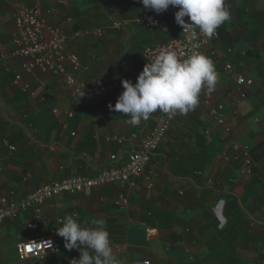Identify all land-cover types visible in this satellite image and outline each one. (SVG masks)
I'll return each mask as SVG.
<instances>
[{
	"label": "crops",
	"instance_id": "0c3cea01",
	"mask_svg": "<svg viewBox=\"0 0 264 264\" xmlns=\"http://www.w3.org/2000/svg\"><path fill=\"white\" fill-rule=\"evenodd\" d=\"M11 1L0 0V39L5 44L15 31ZM44 6L53 11L50 23L67 33L103 29L104 34L71 43L90 66L80 82L84 88L80 94L68 91L61 78L40 73L25 79L37 91L33 99L8 78L0 83V201L3 197L24 198L42 185L72 175L93 176L111 167L113 156L126 161L130 150L145 142L159 111L132 126L126 123L129 116L106 106L114 107L124 91L122 80L136 83L146 64V47L180 35L174 17L153 31L138 24L136 20L151 11L140 0H132L128 7L119 0H44ZM225 6L230 19L218 28L219 36L203 52L214 63L217 84L212 91L202 88L198 106L177 119L153 157L146 177L154 188L148 189L141 179L139 188L128 194L124 208L116 205V186L48 201L40 235L52 236L60 251L30 260L70 264L71 259H79V250H67L56 231L63 217L71 214L85 226L93 219H103L113 252L122 264H264V0H225ZM117 21L127 25L116 29L113 24ZM7 52L2 65L14 76L22 71L21 62L12 56V48ZM229 64L233 71L227 70ZM237 74H244L253 85L246 88L248 99L237 105L239 114L232 117L238 98ZM85 80L91 81L90 88ZM220 104L230 116V137L210 119L211 109ZM54 107L60 108L59 116L53 113ZM68 111L73 118L66 116ZM190 137L197 141H192L196 148L189 144ZM120 138L122 143L117 141ZM3 139L16 150L9 151ZM241 145L249 147L251 174L240 160L222 158L223 154L242 155ZM202 177L211 183L207 190H215L210 194L225 203L224 218L215 230L214 206L208 210L201 202ZM236 201L244 212L243 236L232 234L238 230L232 223L238 208L231 209L229 204ZM32 216V212H24L0 225V264H13L17 245L35 237L37 232L27 229ZM147 229L152 231L150 238ZM240 236L247 241L245 245H238ZM225 237L230 239L225 241ZM239 246L251 249L244 251Z\"/></svg>",
	"mask_w": 264,
	"mask_h": 264
},
{
	"label": "built area",
	"instance_id": "2783aa9c",
	"mask_svg": "<svg viewBox=\"0 0 264 264\" xmlns=\"http://www.w3.org/2000/svg\"><path fill=\"white\" fill-rule=\"evenodd\" d=\"M119 1L125 7H128L132 2V0ZM11 3L13 4L15 31L9 43L5 44L0 39V64L8 57L7 50L9 47L12 48V56L20 60L22 68L20 73L14 74L13 84L27 97L36 98L37 91L25 79L26 77H35L40 73L44 76L61 78L68 91L75 94L82 93L84 88L80 82L83 76L90 71V66L85 64L80 54L71 48V43L77 40L99 39L103 36L104 30L95 29L67 33L64 29L50 23L49 18L53 16V11L50 8H45L44 0H12ZM178 10V8L170 6L160 14L150 11L140 16L136 22L147 30L153 31L164 20L171 17L175 18V12ZM185 20L190 22L188 17H185ZM126 25L127 22L117 21L113 24V27L119 29ZM217 36H219V29L211 38H208L196 26H191L186 30L180 26L178 37L146 47L143 51V58L147 63L145 57H149V53H158L161 47L168 46L176 51L181 58H186L193 51L203 53L206 46ZM227 70L229 72L233 71V66L229 64ZM235 82L238 88V98L231 109L232 117L239 114L237 105L240 102L247 101L246 88L253 85V81L244 74H237ZM84 85L90 88L92 83L90 80H85ZM98 104L95 103V105ZM106 107L109 108V106ZM53 113L59 116L61 114L60 108L54 107ZM99 113L97 112V114ZM65 114L68 118L74 117V114L70 111ZM180 116L179 113H162L159 111L155 126L148 134L145 142L140 147L132 148L124 162H119L117 157L113 156L111 158L113 165L98 171L93 176L72 175L59 181H52L20 199L13 196L3 197L0 201V225L8 220H13L21 213L30 211L33 214L31 220L27 223V229L37 233L33 239L17 245L16 253L19 260L43 259L50 253L60 251L52 236L40 235L41 227L45 225L43 218L44 206L48 201L65 194L74 195L97 188L116 186L119 191L116 205L124 208L128 205V194L139 188L141 179L145 180L148 189H153L154 184L149 177H146V172L153 157L166 140L173 124ZM210 119L222 128L225 137L231 136L233 126L230 123V116L224 104L211 109ZM117 141L122 143L124 139L120 138ZM2 143L9 151L14 152L16 150L7 139H3ZM240 150L244 158H241L242 155L238 153L232 157L223 154L222 158L225 161L242 160L247 172L251 174V171L253 172V159L249 147L241 145ZM224 210L225 203L223 201H219L213 208L219 220L224 218ZM146 233L149 238L152 236L150 229H147ZM146 264L150 263L146 262Z\"/></svg>",
	"mask_w": 264,
	"mask_h": 264
},
{
	"label": "clouds",
	"instance_id": "9594fccd",
	"mask_svg": "<svg viewBox=\"0 0 264 264\" xmlns=\"http://www.w3.org/2000/svg\"><path fill=\"white\" fill-rule=\"evenodd\" d=\"M144 8L163 13L170 6L178 8L175 21L184 30L191 26L211 38L216 30L230 19L225 0H140ZM185 17L190 22H186ZM150 57V58H149ZM147 63L136 83L122 80L124 91L119 95L114 111L129 116L126 123L137 126L150 116L162 113L187 114L199 103L202 88L214 90L218 76L213 61L203 53L193 51L181 58L170 46L161 47L158 53H149ZM57 234L64 239L65 248L77 249L79 259L70 264H122L111 246L110 234L103 219L97 218L85 226L73 215H65ZM36 245V244H35Z\"/></svg>",
	"mask_w": 264,
	"mask_h": 264
},
{
	"label": "rangeland",
	"instance_id": "374dc122",
	"mask_svg": "<svg viewBox=\"0 0 264 264\" xmlns=\"http://www.w3.org/2000/svg\"><path fill=\"white\" fill-rule=\"evenodd\" d=\"M191 138V142H189V144L191 145V147L192 148H196L197 147V143H192V141H196L195 140V138L194 137H190ZM197 142V141H196ZM245 146H247V145H245ZM219 156L220 155H217V157H218V159H217V157H216V159H217V162L220 160L219 159ZM172 157H174V156H172ZM171 160V159H170ZM254 172V171H253ZM203 178H205V179H203ZM199 183L203 186V192H202V198L203 199H201V202H203L204 203V205L208 208V210H212V208H213V206H215L216 205V203H218L219 202V197H216V196H214L213 197V195L212 194H210L208 191H207V186H209V184L211 185V183L209 182V178H208V180L206 179V177H202L201 178V180L199 181ZM213 183V182H212ZM204 194V195H203ZM208 204V205H207ZM235 207H237L238 209H237V211H236V217H235V219L233 218V220H232V223L233 224H237V219H238V217H241V216H243V214H244V212H243V209L241 208V206H238V204H236L235 205ZM245 208V207H244ZM240 209H242V210H240ZM217 221V222H216ZM216 221L214 220V222L212 223V227L214 228V230L215 229H218L219 228V226H220V220L219 219H216ZM219 222V223H218ZM245 225V224H244ZM246 226H247V223H246ZM30 233H32V232H30ZM245 233H241V236H243ZM241 236L239 237L240 239H239V242H238V245H241V243L243 244V245H245L246 244V242L247 241H242L241 240ZM228 239H230V237H225V241H228ZM216 246V245H215ZM240 247V246H239ZM238 247V248H239ZM242 250H244V251H247V250H250L251 248L250 247H244V246H242V247H240ZM12 259V261H13V264H37L36 262H35V260H30V261H28V262H23V261H20L19 259H18V256H17V254H16V256L15 257H13V258H11Z\"/></svg>",
	"mask_w": 264,
	"mask_h": 264
},
{
	"label": "trees",
	"instance_id": "16d2710c",
	"mask_svg": "<svg viewBox=\"0 0 264 264\" xmlns=\"http://www.w3.org/2000/svg\"><path fill=\"white\" fill-rule=\"evenodd\" d=\"M6 78H8L10 80V82H13L14 81L13 74H11V72H8L6 70V68L4 67V65L0 64V83H2V80L3 79H6ZM241 163L243 164V161L242 160H241ZM213 189L212 188H209V190H207V191L209 193H214L215 190H213ZM229 198L231 199V201H233V199H234V198L231 197V195H229ZM236 203H237V201L234 204H232V203L229 204L230 208L232 209L236 205ZM225 213H226L227 216H230V213L227 210L225 211ZM211 219H212V217H211ZM243 221H245V218L243 216L238 217V219H237V227H238V230L235 229L234 230V233L232 232V234H234V236L239 235V233H242L244 231L243 230L244 229ZM227 233L230 234L231 231H229ZM247 234H248V232H247Z\"/></svg>",
	"mask_w": 264,
	"mask_h": 264
}]
</instances>
